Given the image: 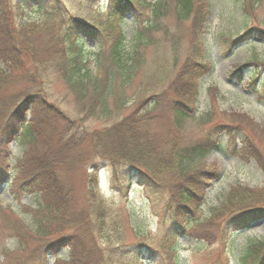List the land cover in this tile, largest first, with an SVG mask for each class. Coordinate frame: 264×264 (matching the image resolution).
<instances>
[{
    "label": "rangeland",
    "instance_id": "obj_1",
    "mask_svg": "<svg viewBox=\"0 0 264 264\" xmlns=\"http://www.w3.org/2000/svg\"><path fill=\"white\" fill-rule=\"evenodd\" d=\"M75 1L62 0V3L71 8ZM104 2L101 4L105 7ZM208 2L211 4L210 15L206 23L199 25L198 35L197 26L194 24L192 28V18H177L175 0H161L157 10L160 17L155 20L151 30L147 25L155 18L150 11L154 0L138 3L139 11L145 17H139L136 24L132 22V17H125L122 25L126 42H130L135 30L141 32L142 41L137 49L142 64L138 76L128 89L129 98L141 86H146L145 82H149L146 76L149 73L157 74L156 80L152 79L156 82L154 84L166 88L174 79L175 72L187 60H192L195 66L194 61L199 55H203L209 67L206 75L200 79L197 97L179 98L182 103L179 108L187 107L183 110L182 117L177 118L172 114L171 108L176 97L171 88L162 95L163 107L147 112L149 116L142 120L140 134L151 139L155 153L132 159L138 169L130 167L120 174V168L125 167L120 164V167L115 165L114 168L105 165L100 173L98 171L100 181L97 194L103 204L108 206L103 216L110 230V234L99 238L98 242L103 245L125 246L139 239H149L156 250L154 254L149 252L154 264H172L171 254L161 248L160 236L161 231L168 226V217L172 212L195 216L198 220L194 222V228L199 235L190 236L191 240L178 237L179 264H237L236 259L240 258L249 244H253L251 248L254 250H260L264 244V215L258 216L248 228L233 235L229 232L226 235L222 233L225 217L229 213L224 212V207L233 188L247 187L254 191L257 201L264 202V103L258 101L254 91L264 94V43L252 40L232 49L227 48L228 42L243 31V22L247 17L250 19L249 23L264 20V0H245L247 15L241 10L238 0ZM164 4L167 5L166 9L162 8ZM0 21L16 39L14 29L8 27L1 15ZM195 49L198 50L197 53ZM23 61L30 68L26 54H23ZM0 68H3L1 64ZM190 72L196 76L192 65L188 73ZM27 86L25 79L9 82L1 90V96L6 98L16 95ZM44 94L55 102L54 106L37 116L27 115L26 121L31 131L39 134V142L45 136L50 139L43 148L61 147L62 155L56 158L54 164L60 166L59 175L65 188H71V207L79 209L85 205L88 170L92 162H95L91 161L93 150L87 142L73 151H66V147L63 149L62 146L70 134L81 133L84 137L85 133L90 134L111 124L115 115L105 120L91 117L85 113L82 105L74 101L62 83L54 78L50 79ZM134 100L142 103L140 96ZM133 109L132 101H129L121 112V117ZM140 112L138 115L142 116L143 112ZM222 124L232 126L234 130L231 132L234 135H222L216 149L206 150L203 157L189 154L188 158L192 159L189 162L186 160L183 167H190L180 173L173 171V153L189 151L206 138L211 139L213 135L209 134L210 130ZM23 145L16 141L9 147L10 168L14 170L11 172L12 176L16 172L30 169L38 155L39 146L25 149ZM65 156L69 160L58 164L59 159ZM155 162L160 165L156 166ZM175 163L178 165L177 160ZM192 175L193 178L190 179ZM129 182L130 187L127 186ZM189 182L195 187H191ZM22 185L12 178L0 185V246L3 240H7L4 238L5 228L10 225L20 221L25 226L33 227L31 212L27 210L24 214L21 208L30 207L31 211L35 210L38 198L33 193L21 192ZM182 195L190 198L186 205L179 203ZM228 204V209L235 206V203ZM204 221L208 223L204 224ZM201 224L204 227L202 229ZM51 227L56 229L59 226L55 224ZM136 231L144 234V238L137 237ZM115 233L119 235L112 237ZM109 237L112 238L105 240ZM89 240L90 237L85 236L83 242L88 244ZM8 243L10 242L7 241V248H12ZM48 255V264H81L77 257H70L69 249L64 248L58 255ZM57 256L64 259L56 260ZM250 260L251 258H247L245 262ZM153 262L150 260L146 264Z\"/></svg>",
    "mask_w": 264,
    "mask_h": 264
},
{
    "label": "trees",
    "instance_id": "obj_2",
    "mask_svg": "<svg viewBox=\"0 0 264 264\" xmlns=\"http://www.w3.org/2000/svg\"><path fill=\"white\" fill-rule=\"evenodd\" d=\"M142 1L144 0H76L68 8L63 5L62 0H0V15L17 36L16 39L13 38L0 21V64L3 66L0 68V185L10 178L21 185V182H25L20 191L33 193L38 198L35 210L31 211L30 207L21 208L24 214L27 210L31 212L32 228L20 221L5 228L4 238L7 240H3L0 246V264H48V254L58 255L64 248L69 249L70 257H77L81 264L153 262L150 253L154 254L156 250L149 239H139L125 246L103 245L98 242L99 238L110 234L103 216L108 206L103 204L97 194L100 181L98 171L100 173L105 165L114 168L115 165L120 167L123 164L125 167L120 168L121 174L123 170L136 167L132 159L155 153L151 139L140 134L142 120L149 116L147 112L163 107L162 95L171 88L176 97L171 108L172 114L177 118L182 117L183 110L187 107L179 108L182 104L179 98L197 97L200 79L206 75L209 67L203 55H199L194 61L195 66L192 60H187L175 72L174 79L166 88L154 84L157 74L149 73L146 76L149 81L145 82L146 86H141L130 98L127 97L128 89L138 76L142 64V58L137 55L142 41L141 32L135 30L130 42H126L122 25L125 17H132V22L136 24L139 17L146 16L139 11L138 3ZM238 1L241 10L247 15L245 0ZM160 2L161 0H154L151 6L150 11L155 18L147 25L150 30L160 17L157 14ZM210 5L208 0H175L174 9L179 20L193 19L192 28L194 24L197 26L198 35L199 25L208 21ZM162 8L166 9L167 5H162ZM33 19L38 21L34 22ZM249 22L247 17L243 22V31L228 42L227 48L232 49L252 40L264 43V20ZM195 51L198 52L197 49ZM23 54L27 55L30 68L25 65ZM190 65L195 69V77L191 72L188 73ZM51 78L62 83L74 101L82 105L85 113L91 117L105 120L115 115L111 124L90 134L85 133L84 137L81 133L65 136L67 140L62 147H66V151H73L84 142L93 150L91 161L95 162H92L88 170L85 205L79 209L71 207V188H65L59 175L60 166L54 164L56 158L62 155L61 147L43 148L50 139L45 136L39 142V134L31 131L26 121L27 115L37 116L54 106L55 102L44 94ZM18 79H25L28 86L16 95L6 98L1 96V90L9 82ZM254 91L258 101L264 103V94ZM139 96L142 103L134 100ZM129 101H132L135 109L121 117L120 114ZM140 111L143 112L142 116L138 115ZM233 130L232 126L224 124L213 127L209 132L213 135L211 139L206 138L189 151L173 153V171L180 173L188 169L190 165L183 167V164L192 159L188 158L189 154L203 157L206 150L216 149L222 135H234L231 132ZM16 141L24 144L25 149L39 147L30 169L16 172L12 176L11 172L14 170L10 168L9 147ZM196 153L199 155H194ZM68 160V156L60 158L58 164ZM69 165H72V161ZM155 165L160 164L155 162ZM189 178H193V175ZM189 184L195 187L190 182ZM130 185V182L127 183L128 187ZM256 199L254 191L247 187L239 186L230 191L224 207V212H229L224 220L225 225L222 226L224 235L244 230L258 216L264 215V202ZM187 200H190L188 196L179 197L181 205H186ZM228 203H235V206L228 209ZM69 207L75 210L71 211ZM168 220V226L160 233L161 248L171 254L172 264H179L178 237L191 240L190 236L199 235L194 228V222L198 220L195 216L188 217L178 212H172ZM205 222L208 223L204 221V224H207ZM55 224L59 226L56 229L51 227ZM117 235L119 233L112 237ZM136 235L144 238V234L138 231ZM85 236L90 237L88 244L83 242ZM7 241L10 242L9 246H13L11 250L6 246ZM252 246L253 244H249L244 249L240 258L236 259L237 264H264V244L260 250H254ZM247 258H251L250 262H245ZM63 259L57 256L56 260Z\"/></svg>",
    "mask_w": 264,
    "mask_h": 264
}]
</instances>
